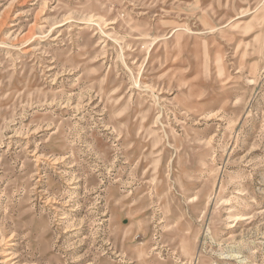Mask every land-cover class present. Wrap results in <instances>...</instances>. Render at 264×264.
<instances>
[{
	"label": "rangeland",
	"instance_id": "374dc122",
	"mask_svg": "<svg viewBox=\"0 0 264 264\" xmlns=\"http://www.w3.org/2000/svg\"><path fill=\"white\" fill-rule=\"evenodd\" d=\"M0 264H264V0H0Z\"/></svg>",
	"mask_w": 264,
	"mask_h": 264
}]
</instances>
